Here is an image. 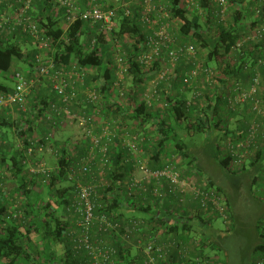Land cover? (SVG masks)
Here are the masks:
<instances>
[{
  "label": "built area",
  "instance_id": "built-area-1",
  "mask_svg": "<svg viewBox=\"0 0 264 264\" xmlns=\"http://www.w3.org/2000/svg\"><path fill=\"white\" fill-rule=\"evenodd\" d=\"M240 1L243 4L233 7L228 0H211L217 6V17L225 23L232 22L235 11L243 9L248 0ZM40 3L51 5L52 17L63 24L65 35L77 22L85 23L86 49L98 55L102 51L100 37L112 35L118 11L122 10L127 17L132 14V9L129 0H113L114 5L108 7L88 0V7L84 10L77 0H0V43L19 45L22 49L17 39L26 38L24 44L32 43L35 51L28 71L0 73L11 77L14 83L9 91L0 89V119L12 125V134L24 155L21 162L26 170L37 176L35 189L40 185L47 186L56 171L55 166H48L45 156L55 158V161L60 158L59 146L66 147L58 141L63 129L77 127L88 144L85 157L68 172L73 194L68 195L65 212L74 222L68 230L74 250L84 252L89 264H116L118 251L114 244L139 248L142 264H170L175 249L182 257H188L173 241H162V237L147 240L146 231L150 227L147 222L115 220L103 212L105 205L100 198L102 190L109 187L107 173L116 168L111 158L112 151L120 154L119 166L127 172L125 190L122 187L120 192L128 198L144 202L154 199V203L161 206L158 212L166 216L165 220H170L175 208L185 210L188 202H195L206 219L219 218L228 227L232 226L225 195L208 179L200 181L194 176L187 178L184 175L180 167L183 158L180 152L175 151L177 142L171 138L165 141L159 167H151L149 150L156 154L154 151L159 148L158 121L153 119L152 123L143 125L126 118V114L130 104L136 109L144 105L147 110H154L150 113L154 117L156 111L160 117L167 116L174 96L171 92L161 93L160 88L176 79L178 67L188 64L190 67L180 81L182 90L193 91L186 104L188 109L207 103V95L199 87L202 81L210 88V98L223 97L228 112L240 111L243 114L248 108L253 115L247 120L245 135H233L223 143L230 159V170L235 173L246 170L258 155L264 140V0L255 1L253 16L245 18L246 26L232 46L233 52L242 56L246 45L260 46L258 56L242 67V73L250 76L246 81L228 79L226 86L221 82L225 79L220 71L201 58L194 42L178 44L173 34L172 23L175 21L170 15L171 5L166 10L158 6L157 0H142L139 16V25L145 34L142 50L130 59L128 52L116 48L109 65L111 76L105 79L102 68L100 72L95 67L81 65L75 58L64 63L55 57V45L60 39L53 41L46 31L40 29ZM184 3L192 11H201V3L194 0H184ZM230 14L233 15L229 20ZM232 56L229 53L225 61L234 63ZM133 65L143 73L151 72L155 65L159 66L155 78L143 90L134 82ZM96 70L100 77L88 85V77ZM42 79H46L48 84L43 82L47 86L46 105L38 96L37 84ZM118 103L124 106L120 111L115 106ZM23 128L28 129L27 135L18 134L17 131ZM72 143L69 141L70 145ZM2 178L0 173V210L7 206L12 218L23 219V209L20 210L19 202L10 196ZM262 185L264 182L255 187L261 189ZM261 228L264 230V219ZM255 264H264V251L255 256Z\"/></svg>",
  "mask_w": 264,
  "mask_h": 264
},
{
  "label": "trees",
  "instance_id": "trees-1",
  "mask_svg": "<svg viewBox=\"0 0 264 264\" xmlns=\"http://www.w3.org/2000/svg\"><path fill=\"white\" fill-rule=\"evenodd\" d=\"M228 1L233 7L236 4H243L240 0ZM252 4H254V1H252ZM252 4H248L247 8L243 6V9L240 8L239 10H236L233 16V21L225 23L220 21V18L217 17V6L213 5L211 0H201L202 15H200L201 12L191 14L190 9L184 3V0H170V15L173 17L178 28L179 36L183 40L179 45L194 42L201 51L206 52V63L220 71L225 79L221 80L224 86L229 83L228 79L246 81L250 74H243L242 67L256 57V55L258 56V53L261 50L260 46L257 44L246 45L244 49L245 54L242 56L241 54L233 52L232 49V46L237 42L242 29L246 26L245 18H251L253 16L251 9H249L250 6H253ZM39 9L41 15L39 19L40 29L46 31L53 41L60 39L59 44L55 45L56 58H60L64 63H68L72 58H75L83 66L95 67L98 70H101L102 68V77L105 79L111 76L109 65L110 62H112V57L108 56L103 59V57L98 55L97 52L88 51V49H86L87 38L85 37V32H83V30L87 28L85 23L77 22L71 28V32H68L65 35L64 27L52 17L54 15L50 12L51 5H39ZM133 11L132 14L127 17L122 10L118 11L116 19L118 30L115 28L112 35H110L114 41L123 42L130 40V42L133 43L131 47L132 49L130 50L128 48L129 51H126L130 54V59L142 50L141 45L144 44L145 40V34L139 25V16L141 13H139L138 10ZM106 39L107 36L103 37L102 35L100 37L101 43L106 44ZM229 53H232L234 63L225 61L226 56ZM34 56L35 54H30L27 51H24L19 45L13 46L12 44L5 45V43H0V73H12L21 70V68L18 67L25 64L27 66L32 64L31 61H33ZM189 67L190 65L183 64L181 65V68L176 69V79L170 84H173L177 88H181V77ZM153 70L158 72L159 66L155 65ZM131 73L134 76V82L137 87H139V85L143 86L146 83L145 74L141 72V69L139 70L137 66L133 65ZM262 81L264 84V74ZM0 89L4 90L2 87H0ZM204 93L207 95V103L200 104V106L192 109L187 108V100L182 99L181 97H175V94L173 93L172 95L174 98L171 102L172 107L168 110V115L165 117H160L159 114H157L159 111H156L155 117L152 116L150 113L155 111L147 110L144 105H142L140 109H136L130 107L129 104L126 118L139 121L143 125L152 123L153 119L158 121L160 128V138L158 142L159 148L156 150L154 149L156 156H153V159L155 158V163H151L153 169L159 167L158 161L162 156L161 153L164 151L163 147L165 141H169L170 138L173 142L178 143L175 151L180 152V154L183 155L184 160H188V153L183 151V147L180 144L181 140L176 133L175 126L185 127L187 131L201 134L220 127L219 122L221 121L217 114L220 111H217L222 107L224 108L221 103L223 98L219 97L216 99L215 96L210 98V88L204 90ZM47 99L48 97H45L43 102L40 101L46 105ZM115 106H118V111H120L121 108H124V106L119 103L115 104ZM246 109L247 110L243 114H246L245 118L246 120H249L253 115L250 114L248 108ZM11 126L10 122L3 118L0 119V173L3 174L2 179L9 189L10 196L19 202L20 210L23 209L25 217L16 220L8 214L7 206L1 208L0 261H2L3 264H89V258L84 252H77L74 250L72 238L68 236V229L66 228L68 224L64 220L65 216L59 214V210L63 209L64 211L66 205L69 203L67 200L68 195L71 196L73 194V186L68 179V172L71 167H76L77 163L85 157L88 144L83 138V140L75 146V150L73 151L68 150L65 146L60 148V158L57 160L56 165L54 164L56 171L50 178L49 184L42 189L47 192V196L41 198V192L37 190L35 191V187L38 183L37 176L32 175L22 164L21 159H24V155L18 148L19 145L17 144L16 136H14V134L12 135ZM6 130L8 132H5ZM27 130L28 129L23 128L19 129L17 132L19 135H27ZM8 133L12 135V140L9 139ZM234 135L243 136L245 134ZM149 152L152 153L153 150H149ZM117 156V152H111V158L114 160L116 168L114 171H108L107 173L109 187L104 191L102 190L100 198V202L105 205L103 212H106L112 219L123 221V210L126 205L139 212L145 211L148 213L153 210L161 216V222L156 216L150 220L154 221L153 223L156 225L159 223V227L167 230L170 227V224L168 223V220L163 219L166 218V216L164 217L158 212L161 206L158 203H154V199L149 198L146 202L140 200L136 201L134 197L128 198L125 193L120 192L122 187L125 190V183L128 178L126 175L127 172L119 166L120 159H118L119 157L117 158ZM217 161L231 176L238 175V173L230 170L229 158L220 157ZM250 168L249 175L252 177L251 188L253 189L256 184H262L263 182L264 140L258 155L251 162ZM41 183L42 181L40 184ZM211 185L215 186L212 182ZM217 189L224 194L221 189ZM262 195L263 196H259L260 198H258L260 201H262L261 199L264 200V194ZM226 199L231 212L230 202L227 197ZM178 210L179 208H175V214L171 215L176 217L178 215ZM145 222L150 226L149 228L152 232L154 230V224H150V221ZM258 236L259 241L253 247V254L256 255L264 251V230H262L261 224L259 225ZM61 241L67 246V249L63 254L58 253L54 249L55 243ZM114 245L118 251V261L116 264H142V255L138 259L132 257L129 249L131 246L124 247L121 244ZM207 246L214 247V242L212 241L209 244H203L202 248H207ZM178 250L184 254L182 248H178ZM200 253V256L190 258L182 257L178 252L174 251L173 258H176V260L172 259L170 264H205L209 262H217L221 264V262L215 260L216 258H214L211 253L208 252V254L205 255L204 251ZM57 259H60L61 261L58 263L57 261L59 260ZM253 264H255V261Z\"/></svg>",
  "mask_w": 264,
  "mask_h": 264
},
{
  "label": "crops",
  "instance_id": "crops-1",
  "mask_svg": "<svg viewBox=\"0 0 264 264\" xmlns=\"http://www.w3.org/2000/svg\"><path fill=\"white\" fill-rule=\"evenodd\" d=\"M77 1H78V4L82 10H84L88 7V0H77ZM129 1L131 3L130 6H131L132 11L138 10V12L141 13V11H142V0H129ZM252 1H254V4H255V0H248L247 2H245V8L248 7V4L251 5ZM95 3L100 5V6H103V7H108V6L114 5L113 0H95ZM157 3H158L159 7L162 6V8H165L167 10L169 5H170V0H157ZM254 4H252V5L254 6ZM40 5L43 6V4H41V3H40ZM253 6L249 7V9H251V12H252ZM190 12H191V14L192 13L197 14L200 12H201L200 15L203 14L202 11L198 12V11H195L194 9H193V11L190 10ZM40 16H38L39 19H40ZM61 25L63 26V24H61ZM172 26H173V34L177 38L178 44H179L183 40L180 38L178 28L174 22L172 23ZM17 41L22 44V49L24 51L27 50L28 53L34 54L35 51H34L33 46H31L32 43H29V45L24 44L25 42H27L26 39H23V40L17 39ZM131 47H132V45L129 46L130 50L132 49ZM129 49H125V50L129 51ZM30 66H31V64L29 66H27L25 64V65L19 66L18 68H21V70L23 72H26L29 70ZM179 68H181V67H178L177 69H179ZM144 74L146 76L145 77L146 83L144 86H142L141 90H143L147 85H149V81H151L155 78L156 70H153L149 73H144ZM2 77L6 81H11V77H7V76H2ZM98 77H100V76H97V77L89 76L88 77L89 78L88 85H89V83L91 84L93 81H96ZM43 82L45 84H47L46 79H42L37 84L38 85L37 87H39V89H38L39 100H41L42 102H43V99L45 97H47V86H45ZM0 87H2L6 91L11 90V88H12V87H10L6 84H3V83L0 84ZM199 87L202 91L208 90L207 84L205 82L201 81L199 84ZM160 91H161V93H165V94H167L168 92H171L172 94L174 93L175 97H181L182 99H185L187 101L191 99L192 92H193L192 90H182L180 87L177 88L173 84H170V83H167V84L165 83L164 85H162V87L160 88ZM223 101L221 100V103L224 106V108L222 107L220 110L217 111V112L220 111L219 113H217L218 117L221 121V122L217 121V122H219L220 127H217L215 130L209 131L207 133L204 132L201 134V133H194L192 131H187L185 127L175 126L176 129L180 128V130L182 131V137L179 136V138L181 140L180 144L183 147V151H186L188 153V155H187L188 160H184L183 155L180 154V156L182 155V158H183V160L180 161V166L183 168L184 175L187 178H188V176H194L197 180H200V181L208 179L209 181L212 182V184L216 185L217 183L215 182L214 178L211 177L210 174L207 172V170L203 167V165L201 163L202 157H206L209 160V162L214 161L216 163H218L217 159L220 157L221 158H227V153L223 147V143L226 141L225 139H229L234 134H243V132L245 133V126L247 123V120L245 118L246 114L245 115L241 114L240 111L228 112L226 105H225V102H223ZM5 132H8V131L6 130ZM176 133H177V131H176ZM197 134H200L202 137H205L204 140L201 141L198 138ZM69 135L71 136L74 134L72 131H70ZM59 136H60V134H59ZM70 136H68V137H70ZM58 141L60 143H62L60 141V137L58 138ZM60 148H63V147L59 146V149ZM150 156H151V158L148 157L150 164L155 163V158L153 159V156H156V154L151 153ZM118 157L120 158V154H118L117 158ZM54 160H56V159L54 158ZM45 161L47 162V155L45 156ZM49 161L52 164L56 165L57 161L53 162V160H51V159ZM50 166H54V165H50ZM263 182H264V177H263ZM42 189H43V186L40 185L38 189H35V191L36 190L40 191L41 192L40 197L44 198L45 196H47L46 195L47 192H45ZM261 189H263L261 194H264V185H262ZM225 197H227V196L225 195ZM186 208L188 210L185 212V215L180 216V217L174 216L176 219L173 216L170 217V220H168V223L170 224V227H169L170 229L168 228L167 230L162 229L161 227L154 224L153 223L154 221L150 220L153 217L155 218L156 213L153 210L148 212V213L145 211L139 212L137 210H134L133 208H130L128 205H126V206H124L122 220L127 221L130 219H142L144 221H150V224H152V225L154 224L153 225L154 230L151 232L150 228L147 229V231H146L147 240H149V238L160 239L162 237L161 240L164 239L166 241H169V240L173 241L177 245V247L182 248L187 253L188 257H190V258H194L195 256L196 257L200 256L201 255L200 252H202V251H204V255L208 254V251H207L208 249H210L211 251L214 252L217 249V247H216L217 241H219V239L222 236V233L219 231V229H217L214 226L213 222L211 221V220L214 221L215 218L206 219L195 202H188V205ZM171 210H170V212H171ZM231 213H232V217H233L232 218V222H233L234 221V214H233L232 209H231ZM174 214H175V212H174ZM61 216H65L64 220L68 224V226L66 228L68 230H71V228L73 227V224H74L72 218H70L68 216V214L65 212V210L63 211V209H62ZM70 219L72 221H70ZM155 223H156V221H155ZM225 226L227 227V224H225ZM231 227L232 226H230V228H228L229 231L228 230H226V231L230 232L232 229ZM63 241L55 243L54 249H55V251H57L60 254L65 253V250L67 249V246ZM212 241L214 242L215 248L209 247V246H207V248H205V247L202 248L203 244H206V243L209 244ZM258 241H259V236H257L256 243ZM256 243L254 245H256ZM129 249H130V253H131L132 257H134L135 259H138L141 256V252H140L139 248H137L135 246H131ZM211 255H212V253H211ZM57 260H59V261H57L58 263L61 261L60 259H57ZM173 260H176V258L175 259L173 258ZM215 260L219 261V262H221V264H223V262L220 261V259H215ZM175 264H178V263H175ZM187 264H190V263H187Z\"/></svg>",
  "mask_w": 264,
  "mask_h": 264
},
{
  "label": "rangeland",
  "instance_id": "rangeland-1",
  "mask_svg": "<svg viewBox=\"0 0 264 264\" xmlns=\"http://www.w3.org/2000/svg\"><path fill=\"white\" fill-rule=\"evenodd\" d=\"M194 1L199 4L201 3V0ZM232 15L233 14H230V18H228L229 20L232 18ZM115 28L118 30L117 25ZM106 41V44L101 43L102 51L100 55L103 57V59L107 58L108 56H112V52L116 48L126 51L125 49H128L130 45H133L130 40L123 42L114 41L112 40V36H107ZM198 49L200 50L201 58L206 61V52L201 51L199 47ZM99 71L101 72V70ZM91 76L97 77L99 76V72L96 70L91 73ZM1 83L10 87L14 86L12 80L6 81L0 74V84ZM63 130L60 133V136H58L60 137V141L66 145L68 150H75V146L83 140L81 131L77 127H67ZM70 131H72L74 135L70 136ZM176 131L178 136L182 137V131L180 128H177ZM197 135L201 141L204 140L205 137H202L200 134ZM9 139H13L12 135L10 134ZM69 141L73 143L70 145ZM50 159L53 160V162L55 161L54 158L47 156L48 166L54 165L49 161ZM201 163L217 183L215 187H218L219 189L221 188L222 192H224V194L228 197L230 207L234 214V221L230 232L226 231L230 227H226L222 219L215 218L214 221L211 220L214 226L222 233V236L219 241H217V249L214 252L210 249L207 251L212 253L214 258L220 259L223 264H253L256 256V254H253V247L257 241L259 225L264 219V200L261 199L262 201H260L258 199L260 198L259 196H263L261 194L263 189L259 188V190L255 186L253 189L251 188L252 177L249 175V171L251 169L250 166L246 168L247 171H239L237 176H231L218 163L214 161L209 162L206 157H202ZM187 210V208L185 210H178L177 216L180 217L185 215ZM61 213L62 210H59V214ZM155 216L161 222V216L158 213H156ZM159 225L160 224L158 223L157 226ZM0 264H3V262L0 261Z\"/></svg>",
  "mask_w": 264,
  "mask_h": 264
}]
</instances>
